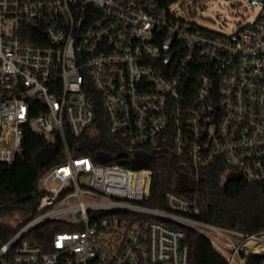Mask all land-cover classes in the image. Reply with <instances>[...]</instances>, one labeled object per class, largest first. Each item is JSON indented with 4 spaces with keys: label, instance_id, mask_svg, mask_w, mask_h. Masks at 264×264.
<instances>
[{
    "label": "built area",
    "instance_id": "1",
    "mask_svg": "<svg viewBox=\"0 0 264 264\" xmlns=\"http://www.w3.org/2000/svg\"><path fill=\"white\" fill-rule=\"evenodd\" d=\"M185 5L0 0V163L22 156L27 131L63 144L37 180L39 214L0 244V264H190L187 229L228 264H264V232L200 219L210 168L264 184V0H240L243 23L219 13L217 28ZM99 110L110 142L146 166L80 153ZM158 158L184 172L166 209L146 205ZM49 221L75 230L28 238Z\"/></svg>",
    "mask_w": 264,
    "mask_h": 264
},
{
    "label": "trees",
    "instance_id": "2",
    "mask_svg": "<svg viewBox=\"0 0 264 264\" xmlns=\"http://www.w3.org/2000/svg\"><path fill=\"white\" fill-rule=\"evenodd\" d=\"M99 107V104H98ZM97 138L87 136L82 142V155H90L96 163H118L131 169L146 166L141 157L119 151L107 137L103 113L89 131ZM101 136L102 141L98 143ZM53 149V157L41 160L42 154ZM63 150L62 140L57 136L55 144L30 131L26 132L24 152L13 164L0 163V244L7 241L29 220L36 217L37 180L43 170L55 165V156ZM154 183L152 196L146 205L166 209L165 193L174 190L185 195L182 168L169 167L165 158L154 159ZM225 168H210L207 178L200 183L201 201L204 213L200 217L205 222L224 226L247 234L264 232V184H252L245 179L224 180ZM25 216L17 224L5 222L6 217L15 214ZM72 226L58 221H49L33 230L28 238L33 242L47 245L57 231H73ZM186 242L190 247V264H228L213 248L210 241L193 230H186ZM263 258L255 257L249 264H261Z\"/></svg>",
    "mask_w": 264,
    "mask_h": 264
},
{
    "label": "rangeland",
    "instance_id": "3",
    "mask_svg": "<svg viewBox=\"0 0 264 264\" xmlns=\"http://www.w3.org/2000/svg\"><path fill=\"white\" fill-rule=\"evenodd\" d=\"M182 1L186 2V5L184 6V8L186 9L182 13L192 14L194 12H197V21L199 23L204 24L206 27L209 28L218 27V24L214 23L213 20H216L219 13H224L227 20L231 23H239V24L243 23V19L241 17V12L243 11V7L238 5L240 0H227L224 2H221V0H182ZM200 3L208 4V8L200 10V6H199ZM52 157H53V149H50L47 153L42 154L41 160H49ZM80 181L83 184L85 182V178L84 177L80 178ZM24 218H25L24 215L17 213L14 216L6 217L3 220L5 222L14 225L20 223L22 220H24Z\"/></svg>",
    "mask_w": 264,
    "mask_h": 264
},
{
    "label": "water",
    "instance_id": "4",
    "mask_svg": "<svg viewBox=\"0 0 264 264\" xmlns=\"http://www.w3.org/2000/svg\"><path fill=\"white\" fill-rule=\"evenodd\" d=\"M229 180H239V179H238V178H231V177H229L228 180H227V182H228Z\"/></svg>",
    "mask_w": 264,
    "mask_h": 264
}]
</instances>
